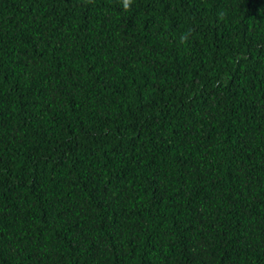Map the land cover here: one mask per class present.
<instances>
[{"label":"trees","instance_id":"1","mask_svg":"<svg viewBox=\"0 0 264 264\" xmlns=\"http://www.w3.org/2000/svg\"><path fill=\"white\" fill-rule=\"evenodd\" d=\"M0 264H264V0H0Z\"/></svg>","mask_w":264,"mask_h":264},{"label":"clouds","instance_id":"2","mask_svg":"<svg viewBox=\"0 0 264 264\" xmlns=\"http://www.w3.org/2000/svg\"><path fill=\"white\" fill-rule=\"evenodd\" d=\"M121 3L124 10H129L132 4V0H121ZM185 39H187L186 36L182 38V41Z\"/></svg>","mask_w":264,"mask_h":264}]
</instances>
